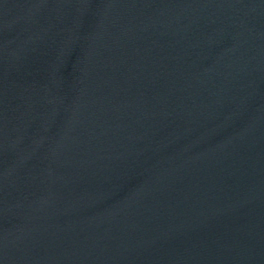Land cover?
<instances>
[{
	"label": "water",
	"instance_id": "1",
	"mask_svg": "<svg viewBox=\"0 0 264 264\" xmlns=\"http://www.w3.org/2000/svg\"><path fill=\"white\" fill-rule=\"evenodd\" d=\"M0 264H264V0H0Z\"/></svg>",
	"mask_w": 264,
	"mask_h": 264
}]
</instances>
